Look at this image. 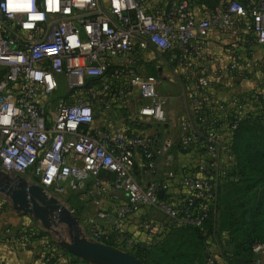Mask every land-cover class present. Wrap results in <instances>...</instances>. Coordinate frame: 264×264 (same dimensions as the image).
<instances>
[{
    "label": "built area",
    "instance_id": "1",
    "mask_svg": "<svg viewBox=\"0 0 264 264\" xmlns=\"http://www.w3.org/2000/svg\"><path fill=\"white\" fill-rule=\"evenodd\" d=\"M52 2L56 8L49 10L46 0H35L44 19L31 28L22 26L26 13L10 18L0 9V172L15 177L31 173L47 197L82 192L91 181L90 201L98 209L86 217L80 232L102 245L113 239L131 249H150L170 227L203 229L216 211L218 186L229 168L222 162L230 159L226 132L245 119L246 103L260 94L215 102L202 96L209 79L196 78L190 129L178 147L198 149L207 161L180 179L176 197L168 193L175 176L174 137L107 131L95 125L96 111L110 112L115 101L134 98L141 119L164 124L165 101L156 78L141 73L140 61L161 52L192 70L208 32L228 31L239 19L248 21L264 44V0H221L204 18L195 17L186 1H170L162 10L143 0ZM59 78L66 84L64 94L57 92ZM217 112L229 113L226 132ZM159 163L166 168L157 180ZM106 200L108 209L102 208ZM142 211L140 236L131 237L121 224ZM152 213L166 223H157ZM206 253L205 264H221ZM251 253V264H261L264 243L254 244Z\"/></svg>",
    "mask_w": 264,
    "mask_h": 264
},
{
    "label": "rangeland",
    "instance_id": "2",
    "mask_svg": "<svg viewBox=\"0 0 264 264\" xmlns=\"http://www.w3.org/2000/svg\"><path fill=\"white\" fill-rule=\"evenodd\" d=\"M169 1V0H168ZM215 0H211V3L209 2V7H212V4H214ZM143 2L147 5H150L152 7H164V5H160L164 3V0H143ZM170 2V1H169ZM217 3H219V0H217ZM214 6V5H213ZM256 54V59H261L260 57L263 56V51H260ZM151 60L147 61L146 59L141 60L139 63L140 71L141 73H144L146 75H151L156 78L158 84H157V92L159 95L164 99L165 101V110L167 113V120L164 124H157L152 122H145L143 124H140L139 126L142 129H153L156 131H165V133L170 134L174 137L175 141L177 142L175 148L173 149L174 152H176L180 158L181 162L186 163L187 159V167H190L191 164H196L199 162H205L207 161L206 156L202 153V151L191 148L187 152H183L178 147V140L181 138L182 135L186 134L188 130L190 129V99H191V91L196 86V81H194L192 78H187V76L180 72V70L175 69L174 64H172L168 57L169 55L166 53L161 52H153L148 55ZM256 61V72L259 70H262L259 65V60ZM262 72V71H259ZM254 72L251 74H248L244 70H238V72L233 76V79L236 81V86L238 94L240 93L241 96L244 95V97H241L240 99L247 98V95L250 93H260L261 91V82L263 81L260 79V76H255L253 78ZM252 76V77H251ZM58 93L64 94L66 92V84L63 78L58 79ZM122 101L117 100L113 104V109L111 112L106 113L104 120L116 122L121 119H125V117L129 116V113L126 109H123ZM250 102L246 103L247 104ZM94 104L96 106L95 100ZM187 104V105H186ZM254 105H251L250 108L245 107L246 110H244V114L246 116L251 115L254 119H252V122H254L256 119L261 118L260 121L255 123L252 128V135L253 143L252 146L254 147V150H257L259 153H262L264 155V102L261 101V95H259V99L254 102ZM256 107V108H255ZM258 107V110H257ZM252 109V110H250ZM125 110V112H124ZM257 110V111H256ZM101 112L99 108H97L96 111V117H98V113ZM256 112V113H255ZM98 115V116H97ZM100 117V116H99ZM192 118V117H191ZM246 118V117H245ZM247 119V118H246ZM250 119V118H249ZM248 121V119H247ZM153 131L149 132L152 133ZM225 139L228 143L227 154L230 156V159L226 160L222 158V162L227 163L228 165V171L224 175L221 185L219 186L222 190L225 185H228L229 183H235L239 184L241 181H244L245 179H248L246 181H251L258 183V188L254 190L253 198L256 200L258 199L262 204H264V160L261 161L257 156L255 157L252 165L247 164L243 162L244 156H243V149H238L237 146L239 143V135L237 137L234 136L233 131L232 132H226ZM236 140V141H235ZM192 154L195 153V158L193 157L192 160H189L186 157V154ZM189 160V161H188ZM180 163V161H179ZM13 181L23 179L26 180L29 184H36L38 182V179L33 177L31 173H27L23 177H15V176H9ZM19 178V179H18ZM240 180V181H239ZM241 185V184H239ZM85 194H64V195H53L54 198H56L59 202V204L66 207L69 211H73V216L76 218L79 213L83 212L85 210L84 207H82V203L86 202L87 197H84ZM223 208V207H222ZM262 211L264 214V207H262ZM21 213H17L11 206V203L7 197H5L3 194H0V216H3L5 219L9 217L20 218ZM153 219L157 223H166V219L160 215L159 213H154ZM30 217V216H29ZM78 220V219H77ZM51 222H57V219H51ZM36 226L27 227V226H13L12 224H6L3 226V233H6L5 235H9L11 238H21L24 237L25 231L28 229H31V231L38 233L43 232L46 234V237L48 240L45 241L47 244L55 243L59 244L61 242H69V235H68V229L66 225L64 224H58L57 227H52V230H46L39 221H36L34 224ZM82 222L78 220V227H82ZM5 230V231H4ZM173 231V230H172ZM165 232L164 234H161L160 237H157L153 240V245L157 246L159 243H163L165 247L171 251L173 249V245L176 242V235H174V232ZM2 233V234H3ZM2 237V236H1ZM154 246V247H155ZM117 250V249H116ZM206 250L210 252L212 257L216 259L221 264H238L239 262L231 261L233 255V249L230 241V237L226 232L219 233L217 238L210 239L206 245ZM120 251V250H119ZM134 251H131V253H128L130 255L135 254ZM136 255V254H135ZM133 256V255H132ZM147 261H145L146 264L149 262L154 261L153 255L147 254L146 255ZM253 258V257H252ZM229 259V260H228ZM204 259L202 257L203 263ZM150 264V263H149ZM204 264V263H203ZM242 264V263H239ZM249 264V263H248ZM251 264V263H250ZM261 264H264V257L261 258Z\"/></svg>",
    "mask_w": 264,
    "mask_h": 264
},
{
    "label": "crops",
    "instance_id": "3",
    "mask_svg": "<svg viewBox=\"0 0 264 264\" xmlns=\"http://www.w3.org/2000/svg\"><path fill=\"white\" fill-rule=\"evenodd\" d=\"M169 1H186L189 10L191 13L197 18H204L211 13V9L208 8L203 2L200 0H169ZM168 0H164V3L160 4L164 7L157 8L158 10H162L165 8ZM243 2L248 3L249 0H243ZM221 4V0L217 6ZM207 40L203 42L204 50L200 54V56L194 58V65L192 70H186L178 65L174 64L175 69L180 70V72L184 73L187 78H192L196 81L198 76H205L209 79L210 84L202 91V96L205 99H211L215 102H225L230 103L233 100L240 99L244 97L238 94L236 81L233 79L234 74L238 72V70H244L248 74H253V78L255 76H260L261 82V101L264 102V44L258 43L256 37L251 31L250 23L244 19H239L236 21L235 25L229 29L228 31H216L211 29L207 34ZM258 53L263 51V56H261L260 60L256 59L255 52ZM259 60V65L261 67L262 72H256V61ZM235 65L234 70H230V66ZM252 77V76H251ZM158 83V82H157ZM198 86L193 88L191 93L192 96L195 97L198 94ZM248 96V95H247ZM123 109H126L129 113L128 117L125 119H121L116 122L104 120L106 113L108 112H99L98 117L95 116V125L105 129L107 131H113L114 129L121 128L128 134H141V135H150L153 133H161L166 134L165 131H156L151 128L142 129L139 125L143 124L146 121L145 119H141L137 113L136 103L134 98H122L120 99ZM191 101V99H190ZM254 105V101H250L247 104L248 108L251 105ZM187 105V104H186ZM246 106V107H247ZM256 108V107H255ZM246 110V109H245ZM252 110V109H250ZM258 110V107H257ZM256 110V111H257ZM111 112V111H110ZM125 112V110H124ZM256 113V112H255ZM217 120L219 122L220 129L223 132H226V122L228 120L226 112H217ZM252 115V114H251ZM251 115L245 117L247 119L251 118ZM153 131L152 133H149ZM168 134V133H167ZM168 135H171L168 134ZM172 136V135H171ZM195 153L186 154V157L189 160L195 158ZM173 156V164L172 169L174 171V178L170 181V188L168 190L169 195L172 197H176L179 194V185L180 179L186 175L190 174L193 170L195 164H191L190 167H187V159L186 163L181 162L180 156L172 151ZM188 160V161H189ZM180 161V163H179ZM197 164V163H196ZM159 173L156 177L157 180L162 178L163 172L165 170V166L163 163H159ZM91 184L89 181L87 183L86 189L82 192L76 194H85L84 197H87L86 202L82 203V207L85 210L76 217L80 222L84 223L86 217L92 215L98 208L95 207L90 201V193H91ZM122 199H124V195H119ZM109 201H102V208L108 209ZM145 211L138 213L137 215L128 218L123 221L121 224L122 230L131 237L139 238V223L140 217L144 214ZM154 215V213H152ZM154 217V216H153ZM12 224L13 226H27L32 227L36 223V220L27 215H21L20 218L9 217L5 219L3 216H0V264H47L44 260V256L47 253L52 252V249L44 244L48 238H35L31 240L29 237H19V238H11L9 235H5L3 233V226L6 224ZM31 230V229H28ZM5 231V230H4ZM3 233V234H2ZM2 236V237H1ZM157 238V237H156ZM52 245V244H51ZM110 245L117 250H120L125 253H131L133 249L127 247L124 244H121L117 241L110 242ZM54 251V250H53ZM56 257H59V263L54 264H68L69 259L61 255V253L57 250L54 251Z\"/></svg>",
    "mask_w": 264,
    "mask_h": 264
},
{
    "label": "trees",
    "instance_id": "4",
    "mask_svg": "<svg viewBox=\"0 0 264 264\" xmlns=\"http://www.w3.org/2000/svg\"><path fill=\"white\" fill-rule=\"evenodd\" d=\"M200 1L211 10L216 8L218 4L217 0H215L212 7H209L211 0ZM254 94L250 93L247 98ZM258 99L259 96L255 100L252 99L250 101L255 102ZM227 117L228 119L230 117L228 112ZM253 117L248 119V121L245 118L233 130L235 137L239 135L237 150H244L243 162L250 165H252L256 156L261 161L264 160V155L254 150L252 146L253 138L251 137V130L252 128H256L253 125L261 119L258 118L252 122ZM246 180L248 179L241 181V183L238 182L241 185L229 183L222 190L219 187L221 184L218 186L216 211L214 214L209 215L203 229L190 227L168 228L167 231L173 230L172 233L174 232V235L177 234L178 236L171 251L161 242L157 246L153 245L150 249L136 246L133 249V253L136 255L132 254L133 257L141 264H146L144 260L147 261L146 255L150 253L154 257V261L149 262L150 264H205L208 241L214 237L217 238L219 233L226 232L230 237L234 255L230 260L242 264H250L253 259L251 253L252 246L256 243H264V214L262 211L264 204L258 199L253 198L252 193L258 188L259 184ZM35 232L27 230L24 237L29 236L33 240L46 236L43 232ZM51 244L49 247L52 249V252L44 256L47 264L59 263L60 259L54 254L55 250L69 259L68 264H87L69 254L59 245L55 243ZM108 246L112 247L110 244ZM202 257L204 259L203 263H201Z\"/></svg>",
    "mask_w": 264,
    "mask_h": 264
},
{
    "label": "water",
    "instance_id": "5",
    "mask_svg": "<svg viewBox=\"0 0 264 264\" xmlns=\"http://www.w3.org/2000/svg\"><path fill=\"white\" fill-rule=\"evenodd\" d=\"M19 179V178H18ZM0 194L7 197L12 208L23 215L39 221L46 230L58 224L66 225L69 242L58 245L80 261L87 264H141L132 255L85 239L78 227V220L54 197H47L38 184L26 180H12L0 172ZM159 198L162 193L158 194ZM57 222H51V219ZM52 226V227H51Z\"/></svg>",
    "mask_w": 264,
    "mask_h": 264
},
{
    "label": "clouds",
    "instance_id": "6",
    "mask_svg": "<svg viewBox=\"0 0 264 264\" xmlns=\"http://www.w3.org/2000/svg\"><path fill=\"white\" fill-rule=\"evenodd\" d=\"M46 3L49 10L56 8L52 0H46ZM0 9H3L10 18L18 13H26L27 20L22 25L24 28L34 27L35 22L44 19V15L35 9V0H5L3 4H0Z\"/></svg>",
    "mask_w": 264,
    "mask_h": 264
}]
</instances>
